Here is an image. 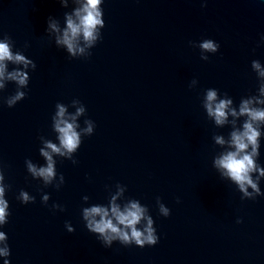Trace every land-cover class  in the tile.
I'll use <instances>...</instances> for the list:
<instances>
[{
    "label": "water",
    "instance_id": "water-1",
    "mask_svg": "<svg viewBox=\"0 0 264 264\" xmlns=\"http://www.w3.org/2000/svg\"><path fill=\"white\" fill-rule=\"evenodd\" d=\"M102 4V39L86 50L89 57H72L47 27L50 17L66 27L65 14L80 6L76 0L66 7L61 0H0V40L10 36L13 51L37 65L26 70L27 95L15 106L4 102L15 82L5 81L0 90V171L10 185V215L0 230L8 236L10 264H264V195L241 199L238 186L214 166L227 147L214 136L227 140L232 129L216 126L203 107L208 88L219 89L220 98L227 93L237 110L241 98L257 94L251 63L264 65V0ZM203 39L220 45L208 60L195 47ZM8 63L9 71L16 67ZM193 79L198 82L190 87ZM76 100L87 109L78 123L83 128L92 119L94 133L82 136L73 154L78 163L54 154L57 176L45 186L25 161L46 163L40 137L59 143L52 129L55 106L62 102L75 114ZM259 139L257 163L264 166V126ZM60 173L64 184L57 189ZM259 187L264 192V177ZM121 188L117 203L138 199L149 207L156 245L114 241L106 247L87 229L83 207L107 205ZM21 189L35 202L18 200ZM157 197L169 216L160 214ZM57 203L64 210L52 207Z\"/></svg>",
    "mask_w": 264,
    "mask_h": 264
},
{
    "label": "clouds",
    "instance_id": "clouds-1",
    "mask_svg": "<svg viewBox=\"0 0 264 264\" xmlns=\"http://www.w3.org/2000/svg\"><path fill=\"white\" fill-rule=\"evenodd\" d=\"M80 5L75 8L73 13L65 14L66 27L60 28L59 22L49 18L47 31L56 33L55 43L58 46H65L67 52L76 57L81 55L89 57L91 52L87 49L93 48L99 40L102 39L101 29L105 27L103 18L104 12L102 0H76ZM66 7L67 0H61ZM206 5V0H205ZM11 37L5 35L0 40V90L6 88L5 81L15 82L16 91L4 101L8 107H13L17 102L23 100L27 93L23 90L27 88L30 80L27 69L36 68V63L29 59L21 51H13L10 44ZM264 40V37H262ZM194 44V42H191ZM27 46V45H26ZM195 47L201 50V59L208 60L207 53H216L220 45L213 39H203ZM16 67L9 71V63ZM251 67L259 80L257 94L241 98L237 107L233 106V99L224 93L223 98L218 96L219 89L208 88L204 94L203 107L207 116L210 117L216 126L231 125L229 138L225 140L222 135H215V143L221 146H227L224 152L215 157L214 166L220 170L222 177L229 178L238 186V190L243 194L241 199H255L258 195H264L259 187V182L264 177V166L257 163L259 157L261 127L264 126V65L260 60H253ZM198 80L193 79L190 87L195 85ZM74 104H80L76 108L75 114H69L66 105L57 102L56 111L52 116V129L56 133L55 143L52 139L40 137L42 146L39 149L40 155L45 159L43 166H37L31 159L25 161L28 172L34 179L42 180L45 186L53 185L57 176V161L54 154L64 157L72 162L78 163L73 154L78 151L83 140L82 136H91L95 130V122L92 119H85V127L81 128L77 118L86 115V106L80 101H73ZM233 118V119H230ZM243 117L242 124L238 125V118ZM79 129V130H78ZM258 173L256 179L252 174ZM5 176L0 171V226L8 223L9 201L5 198L6 189L10 185L5 184ZM64 184V175L60 173V183L55 184L59 189ZM249 187L252 189L249 192ZM121 188L115 195L111 196L107 205L93 204L83 207L82 218L87 229L97 234L98 239L106 246L110 247L114 241H119L123 245L135 244L139 247L153 246L159 241L155 221L149 214V207L142 205L138 199H130L123 205L117 203L118 197L122 194ZM17 199L22 203L35 202V196L30 195L28 191L21 189ZM87 201L88 197L85 196ZM43 203L49 201V194L42 196ZM157 204L161 215L167 217L171 210L157 197ZM54 209L64 210L60 204H53ZM143 222V223H142ZM238 219L237 223H241ZM138 225H141L138 227ZM69 231H73L71 225L66 222ZM0 257H4V264H10L7 259L11 255V249L8 244L7 233L0 230Z\"/></svg>",
    "mask_w": 264,
    "mask_h": 264
}]
</instances>
